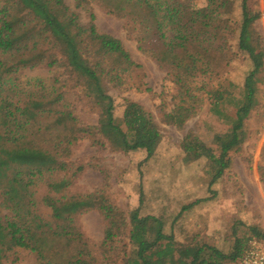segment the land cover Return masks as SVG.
<instances>
[{"label": "trees", "instance_id": "1", "mask_svg": "<svg viewBox=\"0 0 264 264\" xmlns=\"http://www.w3.org/2000/svg\"><path fill=\"white\" fill-rule=\"evenodd\" d=\"M93 2L125 20L128 38L166 72L162 99L191 115L207 110L209 138L191 134L179 145L182 164L204 173L201 196L171 213L165 193L143 184L141 167L165 138L154 115L123 96L150 90L119 40L83 26L64 0H0V264L17 261L19 251L37 264H98L118 248L123 264H174L186 251L190 264H241L251 241L264 243V229L248 224V211L239 207L229 226L206 235L187 225L195 208L222 200L221 185L251 138L247 124L264 110L255 0ZM36 69L52 77L22 78ZM74 102L98 117L95 126L79 119ZM85 140L99 152L144 155L139 198L129 210L106 189L68 193L88 167L101 168L94 158L71 161ZM258 173L264 183V147ZM40 186L47 194L37 199ZM91 212L105 223L97 249L77 224Z\"/></svg>", "mask_w": 264, "mask_h": 264}, {"label": "rangeland", "instance_id": "2", "mask_svg": "<svg viewBox=\"0 0 264 264\" xmlns=\"http://www.w3.org/2000/svg\"><path fill=\"white\" fill-rule=\"evenodd\" d=\"M64 1L70 11L79 16L83 26H89L92 23L96 25L100 33L119 40L134 62L143 68L145 82L150 92L137 94L128 90L123 93V96L141 104L151 112L164 133L165 142L157 156L141 167L146 189L157 192V188H160L168 198L171 213L184 205L193 203L201 196L204 173L199 168L186 167L182 164L179 145L191 134L201 140L209 138L210 133L204 128V123L208 120L207 110L191 115L172 103L171 97L161 98L166 72L148 56L142 54L136 42L128 38L124 28L125 20L106 15L93 0ZM254 3V8H257L261 14L256 27L264 45V0H255ZM51 77L52 74L47 70L36 69L24 72L22 78L49 80ZM261 88L264 91V85ZM73 104L79 119L92 126L97 124V116L86 114L81 104L76 102ZM247 127L251 138L245 144L243 154L234 158L226 180L221 185L222 200L195 208L189 217L187 228L195 227L201 235L224 230L240 213L239 207H241L244 213L248 211V224H255L264 229V183L261 182L258 173L261 151L264 147V110L254 113ZM91 158L95 159L92 162L93 165L101 168L88 167L68 193L87 194L106 189L114 195L122 209L129 210L131 206L136 205L140 194L138 164L145 160L144 155L125 156L109 150L99 152L85 140L73 149L71 161L78 162ZM100 170L105 171V174ZM35 194L37 199L44 197L47 194L46 187H37ZM43 211L48 213L46 209ZM242 216L245 217V214ZM77 224L97 249L96 245L103 241L105 231V223L100 214L91 212L83 215L78 218ZM254 242L260 241H251L247 251ZM192 254L191 251L183 252L174 264H190ZM15 256L17 261L12 257L8 260L9 264H37L35 257L27 252L19 251ZM123 258L124 251L118 248L99 257L98 264H123ZM241 264H244L243 260Z\"/></svg>", "mask_w": 264, "mask_h": 264}, {"label": "built area", "instance_id": "3", "mask_svg": "<svg viewBox=\"0 0 264 264\" xmlns=\"http://www.w3.org/2000/svg\"><path fill=\"white\" fill-rule=\"evenodd\" d=\"M244 264H264V245L261 242H254L249 248L245 258Z\"/></svg>", "mask_w": 264, "mask_h": 264}]
</instances>
